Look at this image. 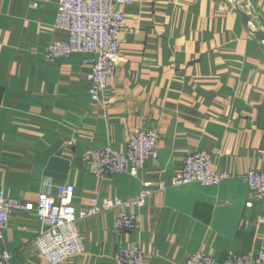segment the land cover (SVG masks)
I'll return each instance as SVG.
<instances>
[{"label":"crops","instance_id":"crops-1","mask_svg":"<svg viewBox=\"0 0 264 264\" xmlns=\"http://www.w3.org/2000/svg\"><path fill=\"white\" fill-rule=\"evenodd\" d=\"M57 9L56 0H0V192L27 204L11 212L0 256L47 264L35 243L40 192L72 184L79 211L91 197H128L150 182L155 192L136 209L134 229L117 232L112 210L80 219L84 250L60 264H116L129 246L144 264H184L195 252L255 257L264 248V198L250 194L243 175L264 168V41L252 33L264 34V0H130L121 58L99 102L88 93L84 54L46 57L68 36L54 27ZM136 128L157 130V159L137 176L93 175L87 148L124 152ZM194 150L234 177L158 190Z\"/></svg>","mask_w":264,"mask_h":264},{"label":"built area","instance_id":"built-area-1","mask_svg":"<svg viewBox=\"0 0 264 264\" xmlns=\"http://www.w3.org/2000/svg\"><path fill=\"white\" fill-rule=\"evenodd\" d=\"M57 14L54 27L65 30V41L49 44L46 57L49 60L81 53V63L88 66V93L93 102L101 100L108 80L115 74L121 58V35L126 30V16L122 8L130 0H56ZM33 5H36L33 2ZM137 29V26H133ZM158 133L155 128H136L128 136L124 152L105 145L87 148L85 158L90 162V171L97 177L116 173L137 176L147 160H156ZM229 172H219L211 167L209 154L203 151L185 153L181 169L169 180L157 183L158 190L167 186H182L198 183L213 186L233 178ZM250 194L264 198V168L252 169L243 175ZM150 182H142L140 190L128 197L89 199L86 208L76 211L72 205L74 186L66 183L55 188L53 193L40 192L36 199V216L43 228L35 239L36 246L47 264H60L75 253L82 252L83 243L75 223L83 218L109 210L115 211L114 229L130 231L137 222L136 209L143 207L155 190ZM252 201H246L250 207ZM26 202L5 196L0 192V239L8 227L13 210L25 211ZM264 222V216L261 217ZM9 252H2L0 264H8ZM253 260L264 263V248L254 257L250 253L229 252L217 261L214 257L195 252L186 257L184 264H252ZM116 264H144L143 254L136 246L120 248L115 257Z\"/></svg>","mask_w":264,"mask_h":264},{"label":"water","instance_id":"water-1","mask_svg":"<svg viewBox=\"0 0 264 264\" xmlns=\"http://www.w3.org/2000/svg\"><path fill=\"white\" fill-rule=\"evenodd\" d=\"M238 12L240 14V17L242 19V22L245 26H247V23L249 21V17L246 15L245 11L243 9H238ZM252 33L254 34L255 38L259 41H264V34L260 30H252Z\"/></svg>","mask_w":264,"mask_h":264}]
</instances>
